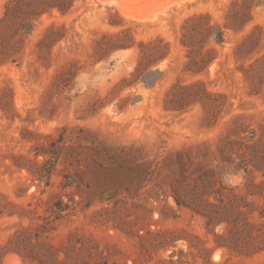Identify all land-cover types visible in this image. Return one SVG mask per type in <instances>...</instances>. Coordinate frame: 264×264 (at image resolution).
Listing matches in <instances>:
<instances>
[{
	"label": "rangeland",
	"instance_id": "rangeland-1",
	"mask_svg": "<svg viewBox=\"0 0 264 264\" xmlns=\"http://www.w3.org/2000/svg\"><path fill=\"white\" fill-rule=\"evenodd\" d=\"M8 1L0 0V17ZM234 1L77 0L67 14L55 10L36 21L16 62L0 66V245L30 229L59 250L62 264H201L185 239L165 247L158 241L178 234L212 240L206 218L174 199L211 168L247 192L250 174L220 166L230 164L227 139L264 132V0H251L249 20L225 28L222 45L211 43L218 57L207 72L183 70L180 29L195 13L224 25ZM53 24L61 38L39 47ZM127 29L133 47L96 56V39ZM158 37L170 43L169 55L133 76L138 42ZM196 79L226 95L218 97L222 108L213 116L200 103L166 109L172 84ZM60 199L69 206L61 216ZM213 255L227 257L221 249ZM3 263L39 264L15 250Z\"/></svg>",
	"mask_w": 264,
	"mask_h": 264
},
{
	"label": "trees",
	"instance_id": "trees-1",
	"mask_svg": "<svg viewBox=\"0 0 264 264\" xmlns=\"http://www.w3.org/2000/svg\"><path fill=\"white\" fill-rule=\"evenodd\" d=\"M76 1L9 0L4 14L0 17V66L16 62V55L24 46V37L33 32L39 18L55 10L67 14L73 9ZM252 6L251 0L234 1L224 25L213 22L210 15L205 13H195L187 17L180 29V42L186 48L187 57L183 70L189 74L207 72L218 57V50L211 43L222 45L225 42V28L235 30L242 28L249 20ZM55 28L54 24L48 27L39 42V47L61 38L59 35L62 27L59 30ZM251 36L249 35L248 38ZM245 42L246 40L236 48L237 58L240 57ZM138 44L140 50L133 76L142 71H151L150 69L166 59L170 52V43L161 37L147 42L139 41ZM134 45L135 42L128 29L123 30L121 35L105 33L95 41V54L98 58H102L117 48H129ZM225 96L223 93L210 90L202 79L190 83L179 80L169 89L165 107L182 112L200 103L206 112L213 116L222 108L225 101L219 102L218 97L225 98ZM0 107L6 111L1 101ZM237 133L240 134L239 130ZM256 136V132L251 131L250 136L229 138L222 146V151L230 164L227 167L220 166V169L232 174L244 172V178L250 174L247 192L241 193L237 190L239 186L223 183L222 172L211 168L210 176L191 185L188 183L189 188L179 195H174L179 207L186 204L206 218L207 233L213 234L212 240L202 239L198 235L178 234L171 239H160L158 241L160 246L165 247L178 239H185L190 253L196 260H201V264H234L231 262L234 256L264 258V202H257L259 199H264V132L258 139ZM236 159L238 161L235 163ZM255 171H260L263 176L259 181ZM56 207L57 214L61 216V212L66 211L69 206L60 199L56 202ZM217 227L221 229L218 231ZM40 238L39 233H32L30 229L17 231L7 245H0V264H4L3 258L11 250L19 252L25 260L31 262L62 264L59 250L50 243L41 241ZM219 248L227 254V257L215 261L212 255L215 249ZM179 260L181 264L184 263L182 258ZM259 264H264V259Z\"/></svg>",
	"mask_w": 264,
	"mask_h": 264
},
{
	"label": "bare ground",
	"instance_id": "bare-ground-1",
	"mask_svg": "<svg viewBox=\"0 0 264 264\" xmlns=\"http://www.w3.org/2000/svg\"><path fill=\"white\" fill-rule=\"evenodd\" d=\"M220 249V248H219ZM215 250H217V249H215ZM222 250V249H221ZM222 252V251H221ZM214 256V255H213ZM219 257V256H218ZM217 258V257H216ZM215 260H217V259H215Z\"/></svg>",
	"mask_w": 264,
	"mask_h": 264
}]
</instances>
